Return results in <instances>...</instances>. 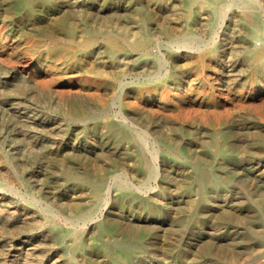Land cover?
Instances as JSON below:
<instances>
[{
	"label": "rangeland",
	"instance_id": "1",
	"mask_svg": "<svg viewBox=\"0 0 264 264\" xmlns=\"http://www.w3.org/2000/svg\"><path fill=\"white\" fill-rule=\"evenodd\" d=\"M69 1L78 0H44L35 14L28 16L18 0H0V51L10 55L0 61V154L16 159L24 156L20 165L15 162L17 177L6 178L9 187L0 185V198L17 196L21 204L36 202L37 211L49 207L55 212L47 221L39 215L35 223L0 224V264H12L13 255L6 251L10 243L62 227V219L73 217L95 200L90 183L76 184L69 175L104 179L110 174L119 179L106 182L104 202L95 219L75 223L85 238L82 251L76 255L77 264H245L247 243L241 219L246 183L240 172L242 162L224 158L229 126L218 125L210 112L195 111L187 101L180 123L167 120L168 126L178 130L184 154L159 146L154 151L158 161H168L163 171L167 175L180 172V180H142L137 173L155 164L148 148L128 150L118 135L104 134L98 124L101 79L93 75L94 60L84 54L68 62L41 46L43 36L65 38L57 25L65 19L61 11ZM87 1L97 4L99 0ZM118 1L104 0V4ZM86 17L90 30L99 28L95 13ZM193 67L191 61H184L180 71L188 74ZM150 86H136L127 93L131 98H142L149 108ZM114 88L110 86L105 95L112 113L118 111L122 99ZM141 90L143 97L138 92ZM58 92L63 93L62 101ZM145 116L146 112L140 114ZM50 121L58 123L56 130L48 127ZM201 122L204 128L196 131L194 127ZM240 133L237 129V137ZM202 143L204 149L200 148ZM215 146L219 153L214 152ZM149 148L152 150V145ZM241 154L238 149L234 152L238 160ZM186 155L192 164H184ZM139 157L146 160L144 168L126 162ZM198 172L204 178L216 177L222 184L189 177ZM260 264H264V256Z\"/></svg>",
	"mask_w": 264,
	"mask_h": 264
},
{
	"label": "bare ground",
	"instance_id": "2",
	"mask_svg": "<svg viewBox=\"0 0 264 264\" xmlns=\"http://www.w3.org/2000/svg\"><path fill=\"white\" fill-rule=\"evenodd\" d=\"M18 1L20 9L28 16L34 15L44 2ZM99 1L97 4L87 0L66 2L61 11L65 19L57 25L65 38L43 36L41 46L68 62H75L84 54L94 60L93 75L101 79L98 124L104 134L118 135L127 143L128 150L148 148L155 164L137 173L142 180L158 183L180 180V172L169 176L163 171L168 161L166 158L158 161L154 151L155 146H159L184 154L178 130L168 126L167 120L180 123L187 101H191L195 111L210 112L218 125L226 123L229 126L228 153L223 156L228 162H242L240 172L246 183L241 219L247 243L245 264H260L264 256V0H119L113 4ZM91 13L100 20L99 28L94 30H90L91 22L86 17ZM78 26L82 29L78 30ZM8 56L0 51V61ZM184 61L194 65L192 72L180 71ZM146 84L151 85L147 92L151 100L149 108L142 98H131L127 93L133 87ZM112 85L122 96L114 113L109 111L105 99ZM138 92L144 96V90ZM58 94L62 101L63 93ZM144 112L147 116L141 118ZM47 125L51 130L58 128L55 121ZM164 126H168L167 129ZM203 128L202 122L194 127L196 131ZM237 129L241 130L238 137ZM200 148L204 149L205 145L202 143ZM215 148L214 152L219 153V147ZM237 149L242 152L239 160L234 155ZM21 159L24 160V156L16 159L0 154L2 187H9L5 184L6 178L17 177L15 162L20 165ZM127 160L135 167L146 166L142 157ZM184 161L186 165L192 164L187 155ZM68 177L76 184L90 183L95 200L73 217L62 219V227H53L45 235H25L10 243L6 251L13 255L12 264H30L36 259H41L42 264H77L76 255L82 251L85 238L75 223L95 219L104 202L102 193L106 182L117 181L119 177L111 174L104 179ZM189 177L210 180L217 186L222 184L216 177L204 178L199 172L190 173ZM107 192L109 195L110 189ZM17 198H0L1 225L18 226L35 223L39 215L46 221L54 216L55 212L49 207L37 211L35 201L25 205ZM50 247L53 251H49Z\"/></svg>",
	"mask_w": 264,
	"mask_h": 264
}]
</instances>
